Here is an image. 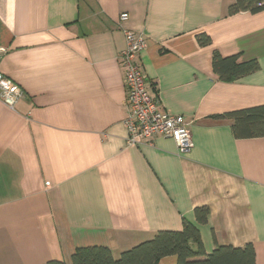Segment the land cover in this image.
Masks as SVG:
<instances>
[{"label": "crops", "instance_id": "obj_1", "mask_svg": "<svg viewBox=\"0 0 264 264\" xmlns=\"http://www.w3.org/2000/svg\"><path fill=\"white\" fill-rule=\"evenodd\" d=\"M232 2L0 0V71L22 90L0 101V264H71L90 245L117 258L183 220L206 254L252 243L264 264V137L236 138L217 116L264 104V10L227 14ZM124 29L145 38L149 93L190 121L189 151L160 134L127 143ZM214 51L259 67L220 79Z\"/></svg>", "mask_w": 264, "mask_h": 264}, {"label": "trees", "instance_id": "obj_2", "mask_svg": "<svg viewBox=\"0 0 264 264\" xmlns=\"http://www.w3.org/2000/svg\"><path fill=\"white\" fill-rule=\"evenodd\" d=\"M264 10V0H233L227 7V14L241 11L257 13ZM199 45L211 43L207 34L197 35ZM213 70L220 79L235 80L256 71L257 60L237 62L236 56L223 57L214 51L211 58ZM217 116L233 120L232 133L236 138L264 137V104L230 111ZM195 218L200 223L207 221L205 206L194 209ZM166 256H175V264H256L255 248L252 243L241 247L219 245L206 254L199 230L192 223L183 220L179 230H158L153 236L128 249L117 258L103 245L75 248L71 254V264H158ZM45 264H66L63 260L49 259Z\"/></svg>", "mask_w": 264, "mask_h": 264}, {"label": "built area", "instance_id": "obj_3", "mask_svg": "<svg viewBox=\"0 0 264 264\" xmlns=\"http://www.w3.org/2000/svg\"><path fill=\"white\" fill-rule=\"evenodd\" d=\"M127 18V13L119 15L120 22ZM123 33L125 48L121 51L119 60L125 69V103L128 110L124 124L127 143L138 144L160 134L172 138L179 152L189 151L194 145L190 121L182 115L163 110L158 100L147 90L140 59V52L146 46L144 36L129 29H124ZM5 51L0 46V58ZM21 96L22 90L0 71V101L12 108Z\"/></svg>", "mask_w": 264, "mask_h": 264}]
</instances>
